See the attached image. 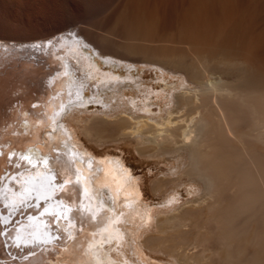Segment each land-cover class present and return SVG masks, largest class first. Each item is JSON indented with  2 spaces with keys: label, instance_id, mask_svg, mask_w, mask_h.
Masks as SVG:
<instances>
[{
  "label": "bare ground",
  "instance_id": "obj_1",
  "mask_svg": "<svg viewBox=\"0 0 264 264\" xmlns=\"http://www.w3.org/2000/svg\"><path fill=\"white\" fill-rule=\"evenodd\" d=\"M80 29L0 40V264H264V0H126L107 26ZM136 62L157 66L161 99L182 85L175 108L154 115ZM91 101L121 111L84 118ZM81 132L187 162L153 182L157 207ZM186 184L202 193L177 206Z\"/></svg>",
  "mask_w": 264,
  "mask_h": 264
},
{
  "label": "rangeland",
  "instance_id": "obj_2",
  "mask_svg": "<svg viewBox=\"0 0 264 264\" xmlns=\"http://www.w3.org/2000/svg\"><path fill=\"white\" fill-rule=\"evenodd\" d=\"M126 1V0H125ZM124 0H0V40L5 42H21V44L37 43L40 39L49 37L51 35H57L61 31H74L80 32L81 29L90 28L93 25L101 23L107 26L114 18V16L120 11V8L125 2ZM65 27V28H64ZM66 27L68 29H66ZM60 30V31H59ZM58 31V32H57ZM57 32V33H56ZM8 38V39H7ZM9 40V41H8ZM28 41H31L28 43ZM27 42V43H26ZM213 53L218 57L221 50L217 47H213ZM186 56H190V53H185ZM221 58V55H219ZM102 66L103 61L99 60ZM215 66H220L219 63H213ZM107 69V68H106ZM235 73L241 72L235 68ZM127 70L118 68L115 72L125 74ZM134 76L141 77L143 83L154 87L155 93L151 96V110L154 111V115L159 117L166 114L167 107H176V95L182 91V85L179 83L176 89L173 90V94L166 98L161 99L162 82L158 80L160 78V71L156 65L136 62L135 68L132 69ZM173 73H167V76L172 77ZM182 74V75H181ZM174 78H183V85L192 86L189 84L184 73L173 76ZM264 86V75L260 77ZM180 86V87H179ZM125 93V98L128 96H135L139 94L136 88L131 86H125L122 88ZM88 94L91 90H86ZM168 102V103H167ZM34 104H32L33 106ZM109 104H101V102L91 101L86 107L84 106L82 117L91 118L97 116H104L107 118H115L121 110L111 109ZM159 105L163 107L162 113L159 111ZM142 113L141 111H137ZM85 124V122H83ZM82 139L81 144H85L93 151L110 154L121 155L128 165L132 167L135 175L141 176V182L143 192L148 201H151L153 205L161 207L163 201V195L154 193L152 185L155 180L164 175L176 174V171L181 170L183 162H187V159L179 161L178 158H174L173 154H166L165 156H151L146 155L139 151V147L145 146L148 141H135L133 137H126V139L120 140H107L102 144L97 141L90 140L89 137L81 132ZM101 154V155H102ZM189 184L178 187V192H181V200L177 206H180L188 201L201 195V191H195L193 193H187ZM201 187L202 184H201ZM38 195L37 193H35ZM38 204L39 200L36 199ZM162 211V210H161ZM161 214H165L164 212ZM154 225V226H153ZM38 229V228H36ZM156 222H152V226L147 230L146 234L157 232ZM9 250V249H8ZM151 253L156 260L172 262V258L162 252ZM8 252V251H7ZM10 253V252H9ZM10 258L15 257L9 255ZM12 256V257H11Z\"/></svg>",
  "mask_w": 264,
  "mask_h": 264
},
{
  "label": "snow or ice",
  "instance_id": "obj_3",
  "mask_svg": "<svg viewBox=\"0 0 264 264\" xmlns=\"http://www.w3.org/2000/svg\"><path fill=\"white\" fill-rule=\"evenodd\" d=\"M33 107H36V106L33 105ZM11 158H12V157H11V155H10V156H9V159L11 160ZM21 159L27 161V160H30V157L23 156V157H21ZM44 163L46 164V163H47V160H45ZM17 167H18V165H17ZM64 183L66 184V183H68V182L65 181ZM61 191H63V186H61ZM54 215H55V214H54ZM2 222H3L5 225H7L8 223H10V221H7V220H4V221H2ZM17 239H18V237H17ZM16 246H19V245H16Z\"/></svg>",
  "mask_w": 264,
  "mask_h": 264
}]
</instances>
